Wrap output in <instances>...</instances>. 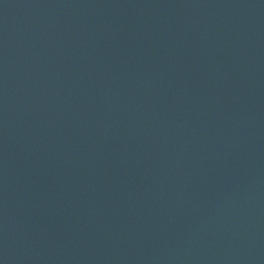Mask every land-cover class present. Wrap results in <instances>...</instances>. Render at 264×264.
<instances>
[{
	"label": "water",
	"instance_id": "water-1",
	"mask_svg": "<svg viewBox=\"0 0 264 264\" xmlns=\"http://www.w3.org/2000/svg\"><path fill=\"white\" fill-rule=\"evenodd\" d=\"M0 247L264 264V0H0Z\"/></svg>",
	"mask_w": 264,
	"mask_h": 264
}]
</instances>
